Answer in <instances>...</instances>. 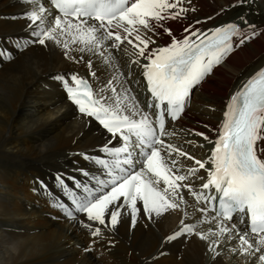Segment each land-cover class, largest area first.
<instances>
[{"label": "snow or ice", "instance_id": "6c2138e0", "mask_svg": "<svg viewBox=\"0 0 264 264\" xmlns=\"http://www.w3.org/2000/svg\"><path fill=\"white\" fill-rule=\"evenodd\" d=\"M33 0L32 10L23 13L29 22L27 33L9 43L17 51L29 46L47 47L49 43L63 49L65 57L73 46L90 57H104L105 44L119 49L123 42L135 52V63L140 64L147 92L144 106L125 103L117 94L97 96L86 79L71 73L55 78L63 82L67 100L76 106L81 118L89 125L95 123L105 137L95 152H77L87 168L76 171L85 178L67 176L73 183H65L66 173L58 172L55 183L64 190L69 204L60 200L51 203L65 217L89 230L91 237H100V226L115 229L120 218L130 219V226L138 216L151 220L177 214L178 223L163 237L165 244L176 239L195 236L210 241L208 251L218 255L216 246L225 236L228 241L238 240L232 248L264 264V67H260L227 100L223 119L214 140L203 132L194 133L211 145L205 159H197L171 143H165L166 119L176 121L184 111L190 91L210 74L234 49L257 35L254 26L239 17L238 22L220 23L201 30L194 21L177 38L165 25L169 20L186 19L188 8L183 0ZM244 3L246 0H237ZM194 10V9H193ZM223 11V9H222ZM54 17V18H53ZM208 22L212 17L205 18ZM163 32L171 38L165 46L150 47L154 43L147 33ZM238 40V43L235 41ZM91 66L92 60L89 59ZM70 81V82H69ZM113 93L117 87L112 81ZM120 86H123L120 84ZM167 152L186 157L192 166L185 172L173 170L161 155ZM73 164H76L74 159ZM172 165L177 161L172 160ZM206 179L194 187L200 171ZM193 181L190 183L189 181ZM163 188L160 187V182ZM42 191L47 188L39 181ZM187 190L194 203L183 195ZM191 209V212L189 211ZM235 221V222H233ZM214 224L207 233L197 230L204 223ZM93 224L99 225L93 228ZM214 237V239H212ZM91 250V242L89 248Z\"/></svg>", "mask_w": 264, "mask_h": 264}, {"label": "bare ground", "instance_id": "6f19581e", "mask_svg": "<svg viewBox=\"0 0 264 264\" xmlns=\"http://www.w3.org/2000/svg\"><path fill=\"white\" fill-rule=\"evenodd\" d=\"M214 1L183 0L182 6L189 9L184 14L186 19L169 20L164 25L177 38H182L184 28L197 20L202 23L194 27L201 30L227 22L241 23L246 29L239 21L243 16L257 31L251 40L234 47L213 69L212 75L199 84L191 98L190 110L185 109L177 123L166 125L165 143L180 147L197 159H205L211 145L194 133L203 132L209 140H214L213 130L223 119L227 100L264 64V0ZM32 2L0 0V264H101L97 255L110 258L112 261L107 260L113 264H257L255 258L250 259L238 250L233 252L232 248H238V240L228 241L226 236L216 246V256L208 251V241L195 236L165 244L163 237L178 223L175 213L151 220L138 216L134 227L130 226L129 218L122 217L115 229L100 226L101 236L94 238L78 222L85 217L73 221L53 206L54 200L70 203L64 190L55 183L56 173H66L65 183L69 186L73 182L67 176L86 182L90 177L85 178L76 168L88 165L72 154L95 152L105 140L95 123L90 126L88 119H82L67 101L63 82L55 77L61 73L68 76L77 70L79 76L89 80L97 96H112L115 101L118 94L125 103L132 102L130 98L134 97L135 103L144 106L140 64L146 61L141 58L140 64L135 63V50L126 42L119 49H112L106 43L104 57L84 53L81 58L78 46H73L69 53L73 58L69 59L63 49L52 43L17 51L9 40L15 42L26 35L29 22L23 13L32 10ZM36 2H43L52 12L46 0ZM206 17L213 19L208 22ZM147 35L154 41L150 47L165 46L171 39L162 28L158 34ZM72 60L78 61V66ZM109 81L117 87L116 93L111 86L105 90ZM161 155L173 170L179 168L183 173L192 166L186 157L169 156L167 152ZM172 160L177 161L175 166ZM205 176L206 172L201 170L194 187ZM39 181L47 188L33 191L40 189ZM160 187L163 188L162 181ZM183 195L190 204L194 203L187 190ZM97 226L93 224V228ZM209 227L215 225L206 222L198 228L208 231ZM90 242L92 252L85 250ZM129 249L133 251L130 263L124 259ZM224 253L235 260L223 258Z\"/></svg>", "mask_w": 264, "mask_h": 264}, {"label": "rangeland", "instance_id": "374dc122", "mask_svg": "<svg viewBox=\"0 0 264 264\" xmlns=\"http://www.w3.org/2000/svg\"><path fill=\"white\" fill-rule=\"evenodd\" d=\"M213 1L214 0H209V2H211V3H213ZM215 2V1H214ZM225 10L226 11H228L229 10V7H226L225 8ZM252 22H254L255 23V21H252ZM72 63H73V65H76V66H78V61H76V60H72ZM189 110H190V108H189ZM187 111V110H186ZM164 138H167V136H165ZM16 203V202H15ZM44 207H46V206H44ZM57 222L59 221L58 219H55ZM197 230H202V231H204V229H201V228H198ZM205 231H207V230H205ZM212 239H214V237L212 238ZM208 242H210V241H208ZM90 252H92V250H90ZM130 252V253H129ZM128 253H129V255H125L124 256V259L126 260V262H131V255H132V253H133V251L131 250V249H129L128 250ZM100 257V260H99V262L101 263V264H113L112 262H108V260L107 259H109V260H111L110 258H106L105 259V257L104 256H100V255H97V258H99ZM223 258H225V259H227V257H229L230 259H232L231 261H234L235 260V257H232L231 258V256H228L227 254H223V256H222ZM131 258V259H130ZM104 259V260H103ZM112 261V260H111ZM230 261V260H229ZM129 262V263H130ZM235 262H233V263H231V264H234Z\"/></svg>", "mask_w": 264, "mask_h": 264}]
</instances>
